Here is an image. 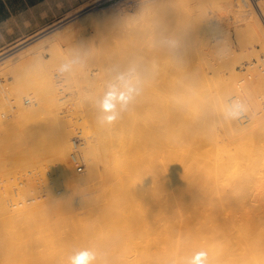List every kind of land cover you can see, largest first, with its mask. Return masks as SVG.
I'll return each instance as SVG.
<instances>
[{
    "label": "bare ground",
    "instance_id": "1",
    "mask_svg": "<svg viewBox=\"0 0 264 264\" xmlns=\"http://www.w3.org/2000/svg\"><path fill=\"white\" fill-rule=\"evenodd\" d=\"M136 1L145 7L156 0ZM261 1L229 0L226 7L235 19L253 20L260 28L253 29L257 41L256 33L251 35L260 48L247 44L251 40L245 35L243 45L252 48L239 56L247 62L239 61L231 46L226 53L218 50L217 39L209 38L203 50L191 48L195 30L186 38L179 35L180 41L164 32L145 49L88 53L96 67L94 74H85V85L103 86L101 96L85 102L81 93L76 106L63 107L66 100L56 92L49 102L59 120L71 110L77 114L76 122L62 125L55 136L67 184L61 195L46 198L34 193L32 179L17 190L8 183L0 187V264H68L70 255L85 249L106 254L107 264H182L201 250L211 264H264V117L256 95L264 83ZM120 8H88L29 51L44 57V47H59L90 24L128 18ZM133 69L130 78L140 94L126 110L117 105L115 124L96 127L94 117L105 115L104 87L109 82L121 90L116 76ZM236 99L248 111L226 122L223 109ZM63 108L67 115L60 113ZM37 110L18 117L24 125L21 148L13 145L5 154L0 148L2 172L28 163L32 148L41 154L45 147L46 138L31 145L48 132ZM72 159L84 162L86 172L79 173Z\"/></svg>",
    "mask_w": 264,
    "mask_h": 264
},
{
    "label": "rangeland",
    "instance_id": "2",
    "mask_svg": "<svg viewBox=\"0 0 264 264\" xmlns=\"http://www.w3.org/2000/svg\"><path fill=\"white\" fill-rule=\"evenodd\" d=\"M228 1L229 0H156L150 5L140 7L136 0H130L103 5L94 8V10L99 11L101 8L104 9L111 5L119 6L121 10L129 13L130 16L122 20H107L98 24H90L81 29L77 35L70 40L64 41L61 46H48L50 50L44 47L42 49L44 50L42 53L44 57H39L40 54L38 53L34 54L30 52L27 57L18 58L16 64L7 62L4 66L0 65V148L2 153L5 154V152L8 151L7 149L10 150L13 145H15V148H21V144H23L19 132L24 125H22L18 119L19 116L23 115L22 112L32 111L34 108H38L37 111L40 113V119H45L46 132L48 131L47 135L40 134L34 137V143L31 144L33 147L38 146V143L46 138V145L40 150L41 154L36 151L33 152L32 148V150H30L31 153H29L30 160L28 163H19V166L14 167V169L10 171L2 172L0 169L1 189L4 190V185L8 183V186L12 187L11 189L17 190L22 185V182L32 179L35 185L34 193L39 195L42 194L43 198H46L45 194L61 195V188H64L65 184H67V179L60 169L59 159L56 155L55 136L62 125H71L75 123L77 114L74 112L71 115L72 110L68 114V112H65V108H63L60 113L68 115L65 118L63 117L62 120H59L54 116L55 109L52 108L49 102L52 101V97L56 92H60L63 99L66 100L64 104H62L63 107L76 106L77 100L81 98L79 97L81 93L84 94L85 102L89 101L90 98L94 99L101 96L103 86L94 83L87 86L85 85L87 81L85 74H94L96 67L93 64V62L96 61L94 60L95 57L92 60L88 53L92 54L93 51H97V54L106 55L110 51L113 55L115 52L119 51L118 49L122 50L123 48L130 49L132 47H142L145 49L146 46H149L151 43L156 45L158 39L161 38L164 32L170 34V38L177 41L178 39L181 40L184 37L186 38V36L190 35V33L195 30V32L190 35L192 36L195 34L196 37L195 38L194 35L192 36L191 42L194 41L195 43L193 42L191 48L203 50L206 48L209 38L217 39L219 42L216 46L218 50L225 51L224 53H226L228 47L231 46L230 49L235 48L234 50L239 57V61L247 62L248 59L245 60L247 57H240L244 56L241 55V51L252 48L251 44H254V41L252 42L251 37L253 38V36L251 35L253 33H256L254 39L256 41L258 40V33L253 29L257 28L258 32H260V28L254 24L253 20L247 19L246 21L242 18L235 19L232 17L233 13L231 12V14L228 12ZM252 1L257 4V2L261 0ZM195 5L197 6L195 7ZM226 7L228 10H226ZM88 8L90 7H87L85 10ZM82 12L80 14H82ZM227 12L231 15L229 16ZM224 13L227 15L225 16ZM215 14L217 16L221 15L219 16L221 21L227 24L224 25ZM213 16L216 18L211 20ZM223 17L229 19L226 20ZM76 18L77 17L69 18L65 21L66 23H62V27L58 30H63L67 23L70 24L72 21L75 22V20H77ZM214 20L217 21L213 23ZM220 23L223 26H221ZM173 30L176 32L175 34L172 32ZM55 32L51 31L47 36ZM174 35L176 36L174 37ZM179 35L183 38H178ZM245 35H247V38H250L251 41H247L248 39L246 40L247 44H249L248 42L251 43L250 45H243L246 43ZM241 36L244 40H241L240 43L239 39H242ZM203 37L205 39H203ZM45 38L40 42H43ZM202 39L204 41H202ZM258 43L259 42H256L253 47L256 46L260 48L261 44ZM237 45H239V47H236ZM73 59L77 60V63L73 64L69 71L62 73L60 71L61 66ZM235 61L238 62L237 59ZM106 62H108V60H106ZM113 69L111 67L108 69L110 74L115 72V68ZM243 71L245 70H241L240 67L238 68L240 76L245 74ZM144 80V78L137 79L139 83L144 82ZM47 81L51 82L50 85L47 84ZM112 85L113 83L108 82L106 87H104L105 92L108 90V87ZM74 90H77L76 93H74ZM256 95L259 99L258 106L261 110L259 114L264 117L263 82H261L257 88ZM75 110L77 111V108ZM80 110L81 109L78 108V111ZM95 117L98 116L96 115ZM95 117L93 123L96 127H100V118L95 119ZM64 120H66L68 124H66ZM261 128L264 129V123ZM78 135H80V133L74 135L72 138L73 151L75 150L74 140ZM80 138L82 143L84 139L83 137ZM102 151H104V149ZM72 162L74 166L78 168L79 173L86 172V165L84 162L74 160ZM79 166H81L80 168L82 169H80ZM43 169L45 171L44 173L41 172ZM29 182L30 181H28V183ZM39 184H42V187H39Z\"/></svg>",
    "mask_w": 264,
    "mask_h": 264
},
{
    "label": "crops",
    "instance_id": "3",
    "mask_svg": "<svg viewBox=\"0 0 264 264\" xmlns=\"http://www.w3.org/2000/svg\"><path fill=\"white\" fill-rule=\"evenodd\" d=\"M94 1L0 0V65L16 64L38 41L60 29L69 18L77 17Z\"/></svg>",
    "mask_w": 264,
    "mask_h": 264
},
{
    "label": "clouds",
    "instance_id": "4",
    "mask_svg": "<svg viewBox=\"0 0 264 264\" xmlns=\"http://www.w3.org/2000/svg\"><path fill=\"white\" fill-rule=\"evenodd\" d=\"M75 63H77V60H70L61 66L60 71L62 73L69 71ZM133 75L134 69L129 70L128 73L121 72L116 76V79L122 82L123 87L121 90H117L115 85L108 87V90L100 101V108L105 114L101 118L100 123L115 124L120 118L117 105L121 106V110H126L127 105L140 94V89L132 83L130 78ZM247 111L248 109L244 102L236 99L223 109V119L226 122L235 121L241 118ZM68 264H107V255L92 249L80 250L68 257ZM182 264H211V261L208 252L201 250L191 261L183 259Z\"/></svg>",
    "mask_w": 264,
    "mask_h": 264
},
{
    "label": "built area",
    "instance_id": "5",
    "mask_svg": "<svg viewBox=\"0 0 264 264\" xmlns=\"http://www.w3.org/2000/svg\"><path fill=\"white\" fill-rule=\"evenodd\" d=\"M125 1H130V0H96L89 7L96 8L107 4H112L116 2H125Z\"/></svg>",
    "mask_w": 264,
    "mask_h": 264
}]
</instances>
